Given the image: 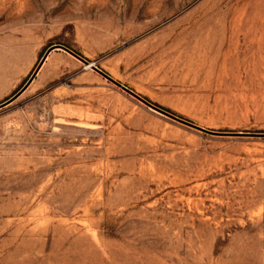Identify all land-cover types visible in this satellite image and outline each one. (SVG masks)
<instances>
[{
    "label": "rangeland",
    "instance_id": "rangeland-1",
    "mask_svg": "<svg viewBox=\"0 0 264 264\" xmlns=\"http://www.w3.org/2000/svg\"><path fill=\"white\" fill-rule=\"evenodd\" d=\"M3 37L0 103L61 44L264 133V0H0ZM0 264H264V137L55 50L0 109Z\"/></svg>",
    "mask_w": 264,
    "mask_h": 264
},
{
    "label": "water",
    "instance_id": "water-1",
    "mask_svg": "<svg viewBox=\"0 0 264 264\" xmlns=\"http://www.w3.org/2000/svg\"><path fill=\"white\" fill-rule=\"evenodd\" d=\"M55 50H61L64 51L65 53L73 56L74 58H76L77 60H79L80 62H82L84 65H90L91 69L95 72H97L98 74H100L102 77H104L106 80H108L109 82H111L112 84H114L115 86H117L118 88H120L122 91H124L125 93H127L128 95H130L131 97L135 98L136 100H138L139 102L143 103L145 106H147L149 109H151L152 111L163 115L167 118H170L178 123H181L185 126H188L194 130H197L199 132H203L206 134H210V135H214V136H256V137H264V133H247V132H218V131H213V130H208L205 129L203 127H200L186 119H183L165 109H163L162 107H159L157 105H155L154 103H152L151 101L147 100L146 98H144L143 96L135 93L132 89L128 88L127 86L121 84L120 82L114 80L111 76H109L107 73H105L104 71H102L99 67L96 66V64L94 62H89L87 59H85L83 56L75 53L73 50L69 49L68 47L61 45V44H56V45H52L49 48H47V50L44 52V54L42 55V57L40 58L37 66L35 67L34 71L32 72L31 76L29 77V79L26 81V83L18 90L16 91V93H14L11 97H9L7 100L3 101L2 103H0V109L10 105L13 101H15L27 88L28 86L32 83V81L35 79V77L37 76L38 72L40 71L41 67L43 66L44 62L46 61L47 57L49 56V54Z\"/></svg>",
    "mask_w": 264,
    "mask_h": 264
},
{
    "label": "crops",
    "instance_id": "crops-1",
    "mask_svg": "<svg viewBox=\"0 0 264 264\" xmlns=\"http://www.w3.org/2000/svg\"><path fill=\"white\" fill-rule=\"evenodd\" d=\"M0 41H1V43H3V45H6L5 51H9V45H10V43L8 42V37H3V38L0 39ZM11 45H12V49H11L12 50V53L15 54L16 52H19V53L23 52V48L22 47L19 49V51H17V49L15 48V42H14V40L12 41V44Z\"/></svg>",
    "mask_w": 264,
    "mask_h": 264
},
{
    "label": "trees",
    "instance_id": "trees-1",
    "mask_svg": "<svg viewBox=\"0 0 264 264\" xmlns=\"http://www.w3.org/2000/svg\"><path fill=\"white\" fill-rule=\"evenodd\" d=\"M70 49V48H69ZM75 52V51H74ZM75 53H77V52H75ZM77 54H79V53H77ZM80 55V54H79ZM7 100V99H6ZM148 100V99H147ZM156 105V104H155ZM158 106V105H157ZM160 107V106H159ZM163 109H165V108H163ZM165 110H167V109H165ZM167 111H169V110H167ZM169 112H171V111H169ZM171 113H173V112H171ZM174 114V113H173ZM176 115V114H175ZM180 117V116H179Z\"/></svg>",
    "mask_w": 264,
    "mask_h": 264
},
{
    "label": "bare ground",
    "instance_id": "bare-ground-1",
    "mask_svg": "<svg viewBox=\"0 0 264 264\" xmlns=\"http://www.w3.org/2000/svg\"><path fill=\"white\" fill-rule=\"evenodd\" d=\"M85 67L88 68V69H91V66L90 65H87V66L85 65Z\"/></svg>",
    "mask_w": 264,
    "mask_h": 264
}]
</instances>
